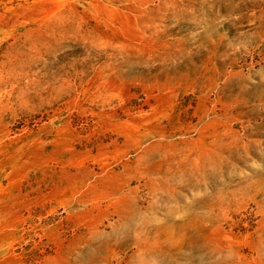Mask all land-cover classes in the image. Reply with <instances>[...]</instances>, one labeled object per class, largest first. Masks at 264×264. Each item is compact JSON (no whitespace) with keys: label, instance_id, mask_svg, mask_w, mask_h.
<instances>
[{"label":"rangeland","instance_id":"obj_1","mask_svg":"<svg viewBox=\"0 0 264 264\" xmlns=\"http://www.w3.org/2000/svg\"><path fill=\"white\" fill-rule=\"evenodd\" d=\"M0 264H264V0H0Z\"/></svg>","mask_w":264,"mask_h":264}]
</instances>
